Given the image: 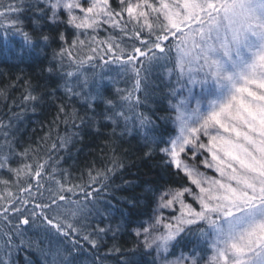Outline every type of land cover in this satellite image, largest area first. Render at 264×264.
Returning a JSON list of instances; mask_svg holds the SVG:
<instances>
[{
	"label": "snow or ice",
	"instance_id": "6c2138e0",
	"mask_svg": "<svg viewBox=\"0 0 264 264\" xmlns=\"http://www.w3.org/2000/svg\"><path fill=\"white\" fill-rule=\"evenodd\" d=\"M28 2L38 17L34 24L46 19L57 29L67 25L75 30L72 43L67 48L62 44L56 54L60 64L49 71L59 74L63 81L59 86L70 99L83 94L89 109L95 108L91 101L104 97L100 81H95L89 91H83L89 87L88 77L81 79L80 76L85 62L108 56L124 72L134 73V91L141 90L140 73L145 65L151 67L163 60L173 65L166 66L169 75L177 76L174 86H166L171 113L166 119L175 125L176 135L157 141L150 132L151 119L143 115L138 117L139 126L146 140L157 147L164 145L160 147L166 157L164 163L182 172L197 191L189 186L149 189L157 203L154 219L142 230L137 229L136 235L140 236L142 231L145 248H155L156 264H201L199 255L181 253L174 259L169 258L172 242H178L181 233H191L193 228L211 250L204 264H264V0ZM61 10L66 20L61 18ZM22 11L19 5L0 0V19L7 21L6 30H19ZM102 25L113 32L99 40L95 33ZM115 30H119L118 34H114ZM23 36L25 42L31 44L30 34L23 32ZM57 37L67 42L65 31L58 30ZM42 39L48 41L50 37L43 35ZM77 49L86 52L79 60L73 55ZM173 51L175 57L171 55ZM65 56L74 70L60 71ZM195 86L200 89L198 93L194 92ZM131 98V92L121 97L126 101ZM42 99L43 96L30 93L22 97L25 104H33V109ZM139 102L137 98V104ZM105 105V110L94 112L93 118L111 121L113 135L122 118L124 129L128 131L130 117L124 110L117 111L110 99ZM59 111L67 116L63 106ZM0 128L3 129V140H0V186L3 187L0 192V243L3 245L0 264H11L13 250L25 244V233L36 226L38 220L47 233L55 232L64 238L65 244L71 245L69 248L62 244L55 250L50 247L45 254V264H79L75 253L79 251L80 240L96 249L99 237L108 231L98 227L89 232L84 221L93 212L105 216L112 214L110 207L103 210L95 207L96 196L108 188V174L123 168V163L113 155L111 167L97 169L95 175L93 169L88 170L87 184L68 186L63 179L57 178L59 160L54 159L52 152L70 145L78 132L59 137V144H51L45 159L39 154L42 147L39 144L35 149L29 146L17 151L14 140L8 139L14 135L10 131L15 128L11 119L7 123L0 120ZM202 136L207 137L206 143L202 142ZM202 151L209 158L197 164L195 161ZM200 164L214 170L216 175L209 176L201 171ZM5 174L7 178H2ZM44 179L50 181L46 189L48 198L36 201V196L44 197L41 191L45 188ZM32 180L36 181L35 193ZM96 184L100 187H93ZM78 193L82 197L74 200L72 197ZM185 194L199 205L198 209L185 202ZM29 203L34 205L31 209L27 207ZM177 204L179 214H173L171 222L164 223L161 231L162 218L155 213ZM92 264H100L99 259Z\"/></svg>",
	"mask_w": 264,
	"mask_h": 264
},
{
	"label": "trees",
	"instance_id": "16d2710c",
	"mask_svg": "<svg viewBox=\"0 0 264 264\" xmlns=\"http://www.w3.org/2000/svg\"><path fill=\"white\" fill-rule=\"evenodd\" d=\"M3 2L15 3L23 9L19 16L22 21L18 25L19 30H6L7 21L0 19V120L7 123L11 119L15 125V128L10 130L14 135H10L8 139L14 140L17 151H23L29 146L35 149L38 144L42 145L39 154L46 159L45 153L53 142L59 144V137L78 132L70 145L66 148L58 147L52 152L54 159L59 160L57 178L63 179L68 186L87 184L88 170L93 169L95 175V170L111 167L113 155L123 163V168H117L114 173L108 174V188L96 196L98 203L95 207L101 210L110 207L113 209L112 214L105 216L93 212L84 221L89 232L98 227L108 231L101 234L99 247L96 249L91 248L86 241L80 240L79 251L75 253L79 264H92L97 259L100 264H156L155 248H145L142 231L140 236L136 235L137 229L142 230V227L148 226L154 219L157 203L149 189L166 190L189 186L193 190V185H190L182 172L164 163L166 157L160 152V147L164 145L157 147L155 143L145 139L138 120L141 115L151 119L150 132L157 141L167 140L175 135V125L170 119H166L171 115L166 86H174L177 79L176 75H169L166 66L173 65H168L167 60L151 67L145 65L140 73L141 90L134 91V73L124 72L119 64L112 63L108 56H104L103 60L97 58L92 62H85L80 69V76L81 79L88 77L89 87L83 91H89L95 81H100L104 97L91 101L95 108L89 109L83 94L79 98L70 99L59 86L63 83L59 74L49 71L60 64V58L56 54L62 44L67 48L72 43L75 30L67 25H61L57 29L46 19L34 24V19L38 17L28 0ZM60 15L66 20V14L62 10ZM58 30L66 32V43L58 39ZM118 31L115 30L114 34H118ZM23 32L30 34L31 44L25 42ZM110 32L113 30L107 25H102L95 35L99 40H103ZM43 35H48L50 39L44 41ZM124 39L127 40V37ZM73 55L79 60L86 52L77 49ZM171 55L175 57V51ZM68 70H74V66L65 56L60 71ZM129 92L132 93L131 100H122L121 97ZM29 93L43 96L34 109L31 102L25 104L22 100V97ZM137 98L140 101L138 104ZM108 99L114 102L117 111L123 109L125 115L130 117L128 131L124 129L122 118H119V124L115 126V135L112 134L114 125L111 121L93 118L94 112L101 113L105 110V101ZM61 106L66 110L67 116L59 111ZM0 140H3L2 128ZM12 165L16 166L15 161ZM2 178H7V174ZM31 183L35 193L36 181L32 180ZM42 183L45 185V188L41 189L44 197L36 196V201H46L48 198L46 189L50 181L44 179ZM12 190L16 192L15 187ZM2 191L3 187L0 186V192ZM23 195L27 197V193ZM81 197L82 194L78 193L72 198L75 200ZM186 199L189 198L185 194ZM185 202L188 203L187 200ZM33 206L29 203L27 207L31 209ZM40 225L38 220L36 226L25 233V244L13 250L11 264H45V254L50 247L53 250L62 244L71 247L70 244H65L63 237L55 232L47 233ZM177 240L178 242L173 241L170 245V259L180 256L181 253L199 255L202 257L201 264L209 259L211 250L200 239L195 228L191 233H181ZM2 248L0 243V249Z\"/></svg>",
	"mask_w": 264,
	"mask_h": 264
},
{
	"label": "rangeland",
	"instance_id": "374dc122",
	"mask_svg": "<svg viewBox=\"0 0 264 264\" xmlns=\"http://www.w3.org/2000/svg\"><path fill=\"white\" fill-rule=\"evenodd\" d=\"M85 6H87V5H85ZM77 11V14L78 15H82V13H79V10H76ZM194 71H195V69H194ZM200 91V89H199V87L198 86H195L194 87V92H199ZM175 135H176V128H175ZM174 135V136H175ZM202 142H207V137H203L202 136ZM183 158V157H182ZM205 158H209L208 157V154L206 153V152H203L202 151V153L197 157V160L195 161V163H197V164H199V162L201 161V160H203V159H205ZM200 169H201V171H203V172H205V173H207L209 176H215L216 175V173L214 172V170H212V169H206V168H204L203 167V165L202 164H200ZM193 191H197L196 189H195V186L193 185ZM186 197L187 198H189V199H186L187 201H188V203H190V204H192L194 207H196L197 209L199 208V205L192 199V197L191 196H189V195H187L186 194ZM185 200V201H186ZM189 200H192V202L191 201H189ZM178 209H179V205L177 204V205H175L174 206V208H165V209H160V210H158L157 212H156V215H160L161 216V218H162V223H161V226H160V230L161 231H163L164 229H163V227H162V225L164 224V223H169V222H171V217H172V215L173 214H179L178 213ZM202 264H204V263H202Z\"/></svg>",
	"mask_w": 264,
	"mask_h": 264
}]
</instances>
